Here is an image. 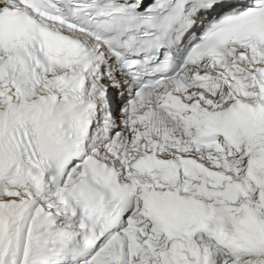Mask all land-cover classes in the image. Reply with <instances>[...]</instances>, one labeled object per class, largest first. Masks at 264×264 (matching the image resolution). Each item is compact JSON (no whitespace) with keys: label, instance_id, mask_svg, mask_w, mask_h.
Masks as SVG:
<instances>
[{"label":"snow or ice","instance_id":"1","mask_svg":"<svg viewBox=\"0 0 264 264\" xmlns=\"http://www.w3.org/2000/svg\"><path fill=\"white\" fill-rule=\"evenodd\" d=\"M0 264H264V0H0Z\"/></svg>","mask_w":264,"mask_h":264}]
</instances>
